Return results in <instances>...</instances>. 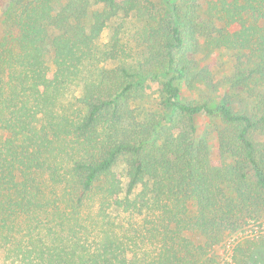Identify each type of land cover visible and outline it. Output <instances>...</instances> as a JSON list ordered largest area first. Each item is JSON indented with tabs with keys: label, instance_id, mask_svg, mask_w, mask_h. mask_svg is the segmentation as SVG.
<instances>
[{
	"label": "trees",
	"instance_id": "1",
	"mask_svg": "<svg viewBox=\"0 0 264 264\" xmlns=\"http://www.w3.org/2000/svg\"><path fill=\"white\" fill-rule=\"evenodd\" d=\"M1 5L0 264H216L264 219V0ZM236 250L264 264L263 238Z\"/></svg>",
	"mask_w": 264,
	"mask_h": 264
},
{
	"label": "rangeland",
	"instance_id": "2",
	"mask_svg": "<svg viewBox=\"0 0 264 264\" xmlns=\"http://www.w3.org/2000/svg\"><path fill=\"white\" fill-rule=\"evenodd\" d=\"M7 8V5L0 6V27L3 24V15ZM107 33H104L102 36L103 42L106 40ZM230 56L224 53L215 52L212 54H205L204 52L200 53L197 57L199 62H203L209 65L210 70L214 74L216 79H219L225 75L230 74V66L231 60ZM113 63H107L105 67L111 68L113 67ZM182 97L185 101L198 98L202 93V88H196L194 90L188 91L184 87L181 88ZM225 89L214 96V106L216 103H219L222 98L225 96ZM250 105V103H249ZM231 106L233 110H237L240 106L244 107L246 110L249 109L248 103L246 101H242L239 104L238 100L231 101ZM197 134L200 138H204L209 146L210 151V159L212 164H217V140L215 130L219 127V121L216 118L202 116L197 119ZM185 236L192 240L194 243L200 242V237L197 234L187 232ZM264 239V219L259 223L250 224L243 231H239L238 233L229 235L226 240L215 247L212 250V254L214 255L216 264H226V263H235L236 261H240L242 255L238 252L237 246L243 245L247 241L255 242L258 239Z\"/></svg>",
	"mask_w": 264,
	"mask_h": 264
}]
</instances>
